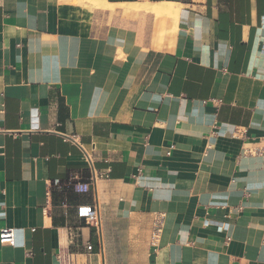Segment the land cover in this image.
<instances>
[{"label": "crops", "instance_id": "1", "mask_svg": "<svg viewBox=\"0 0 264 264\" xmlns=\"http://www.w3.org/2000/svg\"><path fill=\"white\" fill-rule=\"evenodd\" d=\"M156 3L176 12L135 7ZM250 144L264 0H0V229L15 236L0 264H56L62 248L76 264H264ZM92 204L100 237L78 215Z\"/></svg>", "mask_w": 264, "mask_h": 264}, {"label": "built area", "instance_id": "2", "mask_svg": "<svg viewBox=\"0 0 264 264\" xmlns=\"http://www.w3.org/2000/svg\"><path fill=\"white\" fill-rule=\"evenodd\" d=\"M76 140V139H75ZM244 152L246 154H264V144L260 145H248L244 148ZM96 179L93 177L89 182H74L73 187L76 191H88L91 187V185L95 184ZM244 209V206L242 204L238 205L236 207L237 211H242ZM78 215L80 217H83L86 222L90 225H92L97 233V235L100 237L102 233V216L99 209L98 204H92V205H85V206H78ZM165 221V213L164 212H158L155 215L154 219V225L152 229V243L158 244ZM206 225H217L218 228L226 230L228 228V224L223 222L216 221L215 223L210 222V220H206ZM0 240L1 242L13 244L15 241L14 236V229L11 227H3L0 229ZM62 250L58 254V262L56 264H76L75 259L72 257V253L69 252V250ZM87 249L89 251L93 250V245L91 243L87 244Z\"/></svg>", "mask_w": 264, "mask_h": 264}, {"label": "bare ground", "instance_id": "3", "mask_svg": "<svg viewBox=\"0 0 264 264\" xmlns=\"http://www.w3.org/2000/svg\"><path fill=\"white\" fill-rule=\"evenodd\" d=\"M123 6H128V5L125 4ZM135 7H137V8H145V9L152 10L155 13H163V14H169V15H172V14H174L176 12L173 9L172 4H170V3H167V4H158V3H156V4H152V5H146L145 7H141V6L139 7V5H135Z\"/></svg>", "mask_w": 264, "mask_h": 264}]
</instances>
